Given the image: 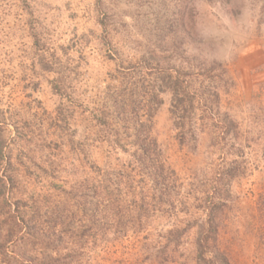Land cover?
<instances>
[{
    "label": "rangeland",
    "instance_id": "obj_1",
    "mask_svg": "<svg viewBox=\"0 0 264 264\" xmlns=\"http://www.w3.org/2000/svg\"><path fill=\"white\" fill-rule=\"evenodd\" d=\"M212 223L264 264V0H0V264H210Z\"/></svg>",
    "mask_w": 264,
    "mask_h": 264
},
{
    "label": "trees",
    "instance_id": "obj_2",
    "mask_svg": "<svg viewBox=\"0 0 264 264\" xmlns=\"http://www.w3.org/2000/svg\"><path fill=\"white\" fill-rule=\"evenodd\" d=\"M194 99H190V104L192 105V101ZM118 107L119 112L124 109L122 108V104H117L116 108ZM121 114V113H120ZM229 131V130H228ZM16 228L19 226L18 224L15 225ZM219 230V224L212 223L207 230L204 228L203 233L208 232L209 234H213L211 237L209 234H206V237L203 240H199L197 243V251H198V258H200L202 261L207 262L205 255L208 253H211L213 255V258L209 261L210 264H229V261L224 253H221L219 248L216 246L217 238L216 234H218ZM215 234V236H214ZM212 238V239H211ZM210 239L212 242H210ZM208 263V262H207Z\"/></svg>",
    "mask_w": 264,
    "mask_h": 264
}]
</instances>
